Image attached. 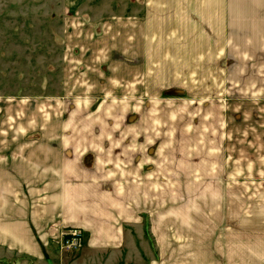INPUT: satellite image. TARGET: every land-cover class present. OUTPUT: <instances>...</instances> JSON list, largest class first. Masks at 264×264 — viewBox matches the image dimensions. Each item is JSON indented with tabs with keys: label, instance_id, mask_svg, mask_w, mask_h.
I'll return each instance as SVG.
<instances>
[{
	"label": "rangeland",
	"instance_id": "obj_1",
	"mask_svg": "<svg viewBox=\"0 0 264 264\" xmlns=\"http://www.w3.org/2000/svg\"><path fill=\"white\" fill-rule=\"evenodd\" d=\"M5 136L99 166L140 264L164 245L195 264L197 241L244 264L264 237V0H0Z\"/></svg>",
	"mask_w": 264,
	"mask_h": 264
},
{
	"label": "crops",
	"instance_id": "obj_2",
	"mask_svg": "<svg viewBox=\"0 0 264 264\" xmlns=\"http://www.w3.org/2000/svg\"><path fill=\"white\" fill-rule=\"evenodd\" d=\"M157 3L147 13L149 34L151 11L162 18ZM136 24L139 20L133 22L135 30ZM22 140L0 139V264H140L139 235L132 233L140 220L124 217L116 201L111 202L115 188L109 192L102 185L99 166L81 169L72 156L28 153ZM73 228L82 231L81 245L64 249L62 233ZM201 244L197 241L195 264H203L204 257L209 264H220L225 256L220 244L214 243L207 255ZM163 247L145 264H192L187 251ZM244 253V264H264V237L258 248Z\"/></svg>",
	"mask_w": 264,
	"mask_h": 264
},
{
	"label": "built area",
	"instance_id": "obj_3",
	"mask_svg": "<svg viewBox=\"0 0 264 264\" xmlns=\"http://www.w3.org/2000/svg\"><path fill=\"white\" fill-rule=\"evenodd\" d=\"M81 241V231L79 229L73 228L67 232L62 233L61 244L64 248L72 249L77 247Z\"/></svg>",
	"mask_w": 264,
	"mask_h": 264
}]
</instances>
